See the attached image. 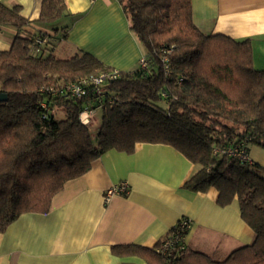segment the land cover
Segmentation results:
<instances>
[{"label":"trees","instance_id":"obj_1","mask_svg":"<svg viewBox=\"0 0 264 264\" xmlns=\"http://www.w3.org/2000/svg\"><path fill=\"white\" fill-rule=\"evenodd\" d=\"M117 2L144 49L145 65L119 70L100 94L89 86L80 97L62 87L112 68L87 52L66 58L49 48L44 53V45L32 56L34 39L46 37L48 44L53 35L27 31L30 21L20 7L0 3V25L17 31L9 49L0 51V92L7 95L0 102V232L23 213L48 212L64 183L104 152L131 154L138 143L165 144L197 166L183 187L215 188L221 207L236 199L254 241L223 260L187 248L165 259L154 250L160 240L152 248L113 246V253L137 254L149 264H264V168L212 153L241 141L264 149V68L253 66L250 39L202 32L191 0ZM66 10L64 0H42L37 22L56 23ZM52 28L66 37V26ZM51 86L61 92L46 91ZM85 107L100 110L98 128L80 122Z\"/></svg>","mask_w":264,"mask_h":264},{"label":"crops","instance_id":"obj_2","mask_svg":"<svg viewBox=\"0 0 264 264\" xmlns=\"http://www.w3.org/2000/svg\"><path fill=\"white\" fill-rule=\"evenodd\" d=\"M41 1L0 3L20 7L30 21L27 31L53 35L60 58L87 52L105 66L132 71L145 55L117 0H64L67 13L53 24L37 22ZM191 3L193 22L202 32L249 38L253 66L264 68V0ZM54 26H66V37L61 38V30L54 33ZM16 34L12 27L0 25V51L9 49ZM248 151L264 167V149L248 145ZM196 170L170 145L138 143L131 154L108 150L87 172L64 183L48 212L23 213L0 232V264H149L137 254H115L112 247L152 248L181 217L192 221L186 248L223 260L251 244L255 233L242 220L236 199L221 207L215 188L202 193L183 187ZM120 181L128 183L127 193L107 197V189Z\"/></svg>","mask_w":264,"mask_h":264},{"label":"built area","instance_id":"obj_3","mask_svg":"<svg viewBox=\"0 0 264 264\" xmlns=\"http://www.w3.org/2000/svg\"><path fill=\"white\" fill-rule=\"evenodd\" d=\"M47 42L46 37H36L33 44L31 45L29 53L32 56L38 55L43 51L42 47ZM168 52L170 51L167 50ZM164 60H166L164 58ZM139 65L144 66L145 60L143 57L139 60ZM167 67V64H165ZM119 76V70L112 68L110 70H102L97 73L87 75L76 82L69 83L62 88L64 92L70 94V96L80 97L86 94L87 87H95L96 93L100 94V88L106 82L116 79ZM46 91L51 93H60L61 89H55L52 86L47 88ZM41 106L48 110V106L41 103ZM96 110L89 109L88 107L83 108L79 113L80 122L85 125L89 130H93L96 126L92 117ZM213 155L216 156H227L238 160L241 164L252 165L253 159L249 154L248 146L245 141L233 145H224L222 147H214L212 149ZM129 189V185L126 181H120L111 186L106 191L107 197L114 194H125ZM192 221L188 217H181L172 226V228L160 239L158 244L155 246V253L165 259H171L179 252L186 249L185 238L191 228Z\"/></svg>","mask_w":264,"mask_h":264},{"label":"rangeland","instance_id":"obj_4","mask_svg":"<svg viewBox=\"0 0 264 264\" xmlns=\"http://www.w3.org/2000/svg\"><path fill=\"white\" fill-rule=\"evenodd\" d=\"M57 44H55L54 40L50 41L48 44L44 45V47L49 48V52H52L56 57H62L63 55H59L58 53L54 52V48ZM62 45V44H61ZM96 113V114H95ZM55 116L56 118H62L63 115L61 113H59L58 111L55 113ZM93 121L95 124H97V120L100 121L101 120V112L100 110H96L93 114V117H92ZM250 146H256V147H260L256 144H252L250 143L249 144ZM261 148V147H260ZM264 168V167H263Z\"/></svg>","mask_w":264,"mask_h":264},{"label":"water","instance_id":"obj_5","mask_svg":"<svg viewBox=\"0 0 264 264\" xmlns=\"http://www.w3.org/2000/svg\"><path fill=\"white\" fill-rule=\"evenodd\" d=\"M7 99V95L5 93L0 92V102H3Z\"/></svg>","mask_w":264,"mask_h":264}]
</instances>
